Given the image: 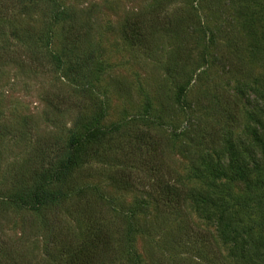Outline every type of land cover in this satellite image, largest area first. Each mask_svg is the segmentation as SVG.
Wrapping results in <instances>:
<instances>
[{
    "label": "rangeland",
    "instance_id": "1",
    "mask_svg": "<svg viewBox=\"0 0 264 264\" xmlns=\"http://www.w3.org/2000/svg\"><path fill=\"white\" fill-rule=\"evenodd\" d=\"M263 14L264 0H0V264H56L90 219L116 237L133 224L140 264H264V189L227 210L244 191L218 176L231 145L246 164L264 149ZM135 21L145 43L123 36ZM100 113L99 157L49 188L67 197L10 201ZM164 185L191 196L167 205Z\"/></svg>",
    "mask_w": 264,
    "mask_h": 264
},
{
    "label": "trees",
    "instance_id": "2",
    "mask_svg": "<svg viewBox=\"0 0 264 264\" xmlns=\"http://www.w3.org/2000/svg\"><path fill=\"white\" fill-rule=\"evenodd\" d=\"M254 23L261 24L260 21H255ZM142 30V26H139V22L135 21L132 23H125L122 32L125 39L140 44L141 41L145 43L147 40V36L144 35ZM261 38H264V33L261 35ZM253 39L257 42L256 36H253ZM184 92L185 90L182 89L178 98L179 103H182L181 99H184ZM61 103L64 104L66 102L63 101ZM261 110H263V108ZM226 112L228 114V111ZM99 115L100 116L97 115V117L93 118H88L87 115L81 117L78 125L74 127V129H77L75 131H73L74 129L72 130L68 143L64 147L65 150L63 154L62 152L60 153L62 156H58L59 159L55 165L43 170L42 173L38 175L36 182L31 188L13 195L10 201L17 206L26 207L31 211H39L45 206L58 204L61 199L67 197L63 196L59 189L50 192L49 188H52V186L56 184H66V179L70 177L73 172H76L81 165L88 160L89 156L95 159L99 157V152L94 150L95 148L92 149L93 145H101L103 141L108 139V135L111 133L110 131H105L100 128V120L103 118V113ZM228 115L233 116V113ZM254 117L255 126H257L258 129H254L253 131H255V135H257L258 132L256 131H264V121L256 119L257 115H254ZM262 139H264V136ZM256 140L258 143L261 142L257 137ZM91 151H95L96 155ZM226 153L229 159L228 166L221 170L224 173H221V171L218 172V176L222 177L229 175L230 180L236 181L244 191V197L240 196V198H234L232 200V207L230 206L226 209H242V205L247 201V198L254 195L253 193L257 188L261 187V189H264V178L260 175V172L264 170V149H262V154L258 158L252 157V161L247 164L240 160L241 157H239V150H237L236 146L231 145L230 148L226 149ZM100 157L106 158V152H101ZM150 161L153 162L152 159ZM253 175H256V177ZM128 180L129 178L125 177L123 189H128ZM129 186L133 188V184ZM169 187L170 186L166 185L162 187V192L165 194L162 195L161 199L167 205L173 204V206H176L179 204L181 206V203L191 196V193L188 191H186L187 193L181 194L176 187ZM226 188H230V186ZM73 194H75V191ZM197 197H199V199H201L200 201L203 203L210 202L212 204L210 198H207V196L202 193H195L190 199L197 203L199 201ZM234 212L237 218L241 214L238 210ZM128 218H131L129 213ZM59 223H62V221L59 220ZM226 224L229 228L235 227V230L238 229V226H234V222L232 223V221ZM241 230L242 234L248 239L252 231L249 229ZM137 231L138 229H136L133 224L126 223L122 231L123 233L118 234L119 237H116L109 228L90 219L86 224L85 235H83L84 238L80 240L75 239V237L69 239L68 236L65 235L64 245H61V249L56 252V254H53V257L57 260L56 264H116L117 261L123 260L124 257L126 260L125 264H140L137 254L132 251L131 247L129 248V246L132 245V240ZM256 246L257 248H261L262 242H256ZM39 264L52 263L44 261V263Z\"/></svg>",
    "mask_w": 264,
    "mask_h": 264
}]
</instances>
